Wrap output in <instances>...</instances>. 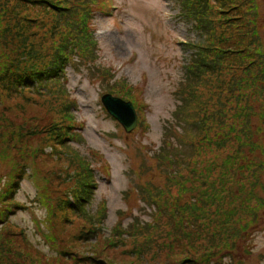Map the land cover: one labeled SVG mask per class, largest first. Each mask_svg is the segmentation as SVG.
Instances as JSON below:
<instances>
[{
    "label": "rangeland",
    "instance_id": "rangeland-1",
    "mask_svg": "<svg viewBox=\"0 0 264 264\" xmlns=\"http://www.w3.org/2000/svg\"><path fill=\"white\" fill-rule=\"evenodd\" d=\"M234 3L264 51V0ZM193 24L180 0H0V264H264V82L227 87L228 51L189 74Z\"/></svg>",
    "mask_w": 264,
    "mask_h": 264
},
{
    "label": "trees",
    "instance_id": "trees-1",
    "mask_svg": "<svg viewBox=\"0 0 264 264\" xmlns=\"http://www.w3.org/2000/svg\"><path fill=\"white\" fill-rule=\"evenodd\" d=\"M37 1L39 2L40 0ZM216 1L217 0H180V13L183 14L185 18L194 22V28L197 25L194 43H189V46H193L196 49L195 53L190 57L191 61L188 67L189 74H196L199 78L205 74L206 70H213L215 67H218L219 62V58L215 59V57L228 51L229 54H237L239 62L231 58L230 60L232 63L227 67L229 69L238 68L241 75H230L227 78V87L236 89L239 91L238 93L243 94L261 93L255 87L258 83L263 86L264 82V60L262 53L264 51L262 50L261 52L259 47L254 49L251 48L250 43L252 42L254 34L251 35L252 32H250L248 27L245 26L242 30V28L239 29V27H243V23H233L235 22L234 19L237 18V15H235L236 13H234L236 10V3L230 5L232 6L231 9H222L213 5ZM50 4L52 3L50 2ZM39 5L46 6L45 4L41 5V3H39ZM71 8L82 11L84 23L85 16L89 15V6L85 3L75 2ZM79 22L80 18L78 20V23ZM209 23H215L216 25L212 30V34L205 36L203 30L208 27ZM67 36L70 37V40L74 38V36L69 33L63 34L62 38L65 37L64 40H67ZM200 39L203 40V44H199ZM83 43L85 47L84 50H87V55L90 58L94 57L92 50L94 49L95 42L91 38V33ZM204 54H213L210 59V64L206 62L205 58H202ZM53 57L56 61L66 58V55L60 50L55 51ZM255 65H257L255 72L248 74L249 70L255 68ZM219 69H222L221 65ZM56 72H60V70L57 69ZM51 74H53L52 71L47 73V75ZM215 83L219 84L218 81H215ZM243 148V146H239V149ZM209 161L213 162V159H209Z\"/></svg>",
    "mask_w": 264,
    "mask_h": 264
},
{
    "label": "water",
    "instance_id": "water-1",
    "mask_svg": "<svg viewBox=\"0 0 264 264\" xmlns=\"http://www.w3.org/2000/svg\"><path fill=\"white\" fill-rule=\"evenodd\" d=\"M100 102L107 113L120 123L125 132L131 131L135 125V113L129 101L103 93L100 96Z\"/></svg>",
    "mask_w": 264,
    "mask_h": 264
}]
</instances>
